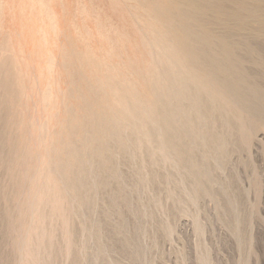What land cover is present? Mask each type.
<instances>
[{"label": "rangeland", "instance_id": "1", "mask_svg": "<svg viewBox=\"0 0 264 264\" xmlns=\"http://www.w3.org/2000/svg\"><path fill=\"white\" fill-rule=\"evenodd\" d=\"M263 52L264 0H0V264H264Z\"/></svg>", "mask_w": 264, "mask_h": 264}, {"label": "bare ground", "instance_id": "2", "mask_svg": "<svg viewBox=\"0 0 264 264\" xmlns=\"http://www.w3.org/2000/svg\"><path fill=\"white\" fill-rule=\"evenodd\" d=\"M240 37H241V36H240ZM230 39H231V38H230ZM202 43H203V42H202ZM241 44H242V43H241ZM234 45H235V44H234ZM242 45H243V44H242ZM252 50H253V49H252ZM255 51H256V50H255ZM261 53H262V52H261ZM207 54H208V53H207ZM263 54H264V52H263ZM230 58H231V57H230ZM258 58H259V57H258ZM211 59H212V58H211ZM251 59H252V58H251ZM263 59H264V58H263ZM251 61H252V60H251ZM257 61H261V60H260V59H257ZM253 62L256 63L255 61H253ZM257 63H258V62H257ZM259 64H261V63L259 62L258 65H259ZM250 66H251V65H250ZM261 66H262V64H261ZM261 66H260V67H261ZM245 67H246V66H245ZM238 68H239V67H238ZM240 69H241V68H240ZM175 70H176V69H175ZM236 72H237V71H236ZM238 72H239V71H238ZM233 73H234V72H233ZM233 75H234V74H233ZM262 77H263V76H262ZM262 77H261V78H262ZM234 78H235V76H234ZM258 78H259V77H258ZM237 79H238V78H235L234 80H237ZM263 79H264V78H263ZM238 80H239V79H238ZM238 80H237V81H238ZM230 82L232 83V82H234V81L232 80V81H230ZM236 83L239 84V82H235V84H236ZM238 84H237V87L240 85V84H239V85H238ZM187 87H188V88H187V90H186V93H185L184 96H183V100L188 101L187 104H189V105H186V103L183 102V103L180 105V107H181L182 109H184L185 112L189 111L188 113H189V116L191 115V116H190V119H191V120H192V119L195 120V118H197V119L199 120V121L197 120L198 123L200 122V120H202V122H203V121L205 120V118L208 117V113L211 115L212 113H210V112H211V110H214V109L216 110V112L218 111L217 113H219V112H221V113L224 112V108H223L220 104H217L216 108H215V105H214V106L212 105V108L214 107V109H212V108L209 109V107H211V106H210V103H209V107H208V104H207L208 101L206 102V99L208 98V96H204V94H200V93H198L197 90H196L192 85H188ZM234 87H236V86H234ZM234 87H233V89H234ZM238 88H239V87H238ZM231 89H232V87H231ZM236 90H237V88H236ZM235 93H236V92H235ZM233 94H234V93H233ZM238 96H239V95H238ZM240 96H241V95H240ZM238 98H239V97H238ZM207 100H208V99H207ZM199 102H200V103H199ZM204 102H205V104H204ZM209 102H210V101H209ZM199 104H200V105H199ZM187 106H188L189 108H188ZM238 106H239V105H238ZM180 107L175 108V109L173 108V110H172V114H173V115H176V114H177L176 112L181 113L182 111L180 110ZM186 110H187V111H186ZM209 111H210V112H209ZM212 112H213V111H212ZM217 113H216V114H213V116H215V115L217 116ZM221 113H219V114H221ZM224 113H225V114H224V117L226 118L225 120H227V117H228V116L226 117L225 115H227V114H226V112H224ZM247 114H248V113H247ZM210 115H209V116H210ZM205 116H206V117H205ZM213 116H212V117H213ZM219 116H220V115H218V117H219ZM221 116H222V115H221ZM191 117H192V118H191ZM194 117H195V118H194ZM212 117H210V118H212ZM203 119H204V120H203ZM207 119H208V120H211V119H209V117H208ZM214 119H215V117H214ZM222 119H223V116H222ZM228 119H229V118H228ZM193 120H192V121H189V124H190V126L192 127V129L195 130V129H197V125H198V124H196L197 122H196V123L193 122ZM227 121H229V120H227ZM211 122H212V121H211ZM214 122H215V121H214ZM214 122L212 123V125H214ZM200 123H201V122H200ZM200 123H199V124H200ZM204 123H205V122H204ZM229 123H230V121H229ZM195 124H196V125H195ZM205 124H206V123H205ZM209 124H210V122H209ZM230 125H231V124H230ZM160 130H161V129H160ZM160 130H159V129L156 130V132H154V134H155V135H156V134H159ZM161 131H162V130H161ZM191 131H192V130H191ZM195 131H198V130H195ZM208 131H209V129H208ZM210 131H211V128H210ZM173 132H174V131H173ZM173 132H171V130H170L169 132H166V133H167V134H166V138H167L166 140H167V142H169V144L171 143V144H170V145H171L170 148H173V147H174L173 151H177V150H175V146H177L178 143L175 144V140H176V141H179V138H180L181 136H179L180 134L177 136V135H176L175 133H173ZM200 132H201V131H200ZM202 132L205 134V131H202ZM193 133H194V135H195V132H193ZM198 133H199V131H198L196 134H198ZM172 134H174V135H172ZM199 134H200V133H199ZM199 134H198L197 136H199ZM204 134H203V135H204ZM200 135H201V134H200ZM203 135H202V136H203ZM206 135H209V134L206 133ZM197 136H195V137L197 138ZM202 136H201V137H202ZM213 136H214V135H213ZM155 137H156V136H155ZM178 137H179V138H178ZM205 137L208 138L209 136H205ZM205 137H204V138H205ZM210 137H211V136H210ZM210 137H209V138H210ZM215 137L217 138L218 135H217V136L215 135ZM215 137H213V138H215ZM193 138H194V136H193ZM216 138H215V140H216L215 142L217 143V142L220 141V139H216ZM220 138H221V137H220ZM172 139L174 140V141H173V143H174V144H173V147H172ZM221 139H224V138H221ZM226 139H227V138H226ZM201 140L204 141L203 138H201ZM207 140H208L207 143H210L209 140H211V138H210V139H207ZM217 140H219V141H217ZM221 141H224V140H221ZM221 141H220V142H221ZM233 141H234V140H233ZM182 142H183V141H182ZM213 142H214V139H213V141H211V143H212V145H215V144H213ZM215 142H214V143H215ZM203 143H206V142L204 141ZM218 144H219V143H218ZM220 144L222 145L223 143H220ZM220 144H219V145H220ZM233 144H234V143H232V145H233ZM206 145H208V144H206ZM210 145H211V144H209V146H210ZM212 145H211V146H212ZM235 145L237 146L236 143H235ZM209 146H208V148H209ZM217 146H218V145H217ZM217 146H216V147H217ZM190 147H192V146H190ZM206 147H207V146H206ZM230 147H231V146H230ZM234 147H235V146H234ZM157 148H158V147H157ZM177 148H178V147H177ZM188 148H189V147H188ZM212 148L215 149L214 147H211V148H209V150L212 149ZM159 149H160V148H159ZM189 149H191V148H189ZM189 149H188V151H192V150H189ZM204 149H205V147H204ZM205 150H206V149H205ZM156 151H157V150H156ZM156 151H155V152H156ZM211 151H212V150H211ZM211 151H207V150H206V152H211ZM214 151H215V150H214ZM217 151H218V150H216V152H217ZM177 152H178V151H177ZM177 152H176V153H177ZM176 153H175V155H176ZM188 153H190V152H188ZM222 153H223V152H221V154H222ZM157 154H158V152H157ZM190 154H191V153H190ZM190 154H189V155H190ZM194 154H195V153H194ZM153 155H154V154H153ZM159 155H160V154H159ZM184 155H185V154H184ZM225 155H226V154H225ZM225 155H224V153H223L222 156L220 155V159H221V160H220V162H221V163H220V166H221V164H222V162H223L221 157H223V156H225ZM182 156H183V155H182ZM226 156H227V155H226ZM114 157H115V156H114ZM174 157H176V156H174ZM183 157H184V156H183ZM183 157L178 156V160H177V161L175 160L174 162L181 163V161H183V160L185 161V159H183ZM193 157H194V156H193ZM185 158H186V157H185ZM189 158H190V156H189ZM225 158H228V157H225ZM118 159H119V157H118ZM194 159L196 160V158H194ZM173 160H174V159H173ZM173 160H172V161H173ZM190 160H191V159H190ZM190 160H188V161H190ZM218 160H219V158H218ZM223 160H224V158H223ZM186 161H187V160H186ZM192 161H193V160H192ZM215 161H217V159H215ZM226 161H227V159H225L223 163L225 164ZM174 162H172V163L174 164ZM89 164H90V163H89ZM162 164H163V163H162ZM192 164H193V163H192ZM196 165H197V163L195 164V166H196ZM198 165H199V164H198ZM91 166H92V165H91ZM118 166H119V165H118ZM174 166H176V165H174ZM191 166H192V165H191ZM191 166H190V167H191ZM195 166H194V168H195ZM97 167H98V166H97ZM119 167H120V166H119ZM178 167H179V166H178ZM186 167H187V166H186ZM186 167H184L183 169H185ZM198 168H199V167H198ZM220 168H221V167H220ZM176 169H177V168H176ZM179 169H180V168H179ZM179 169H178V170H179ZM196 169H197V167H196ZM196 169H195V171H196ZM92 170H93V169H92ZM187 170H189V169H187ZM191 170H192L191 173H192V172H195L194 169H192V167H191ZM197 170H199V169H197ZM196 172H197V171H196ZM196 172H195V173H196ZM199 172L201 173V169H200ZM199 172L196 173V174H199ZM195 173H192L191 176H193V174H195ZM201 174H202V173H201ZM186 175H188V174L186 173ZM188 176H189V175H188ZM194 176H195V178L197 179V176H196V175H194ZM194 176L192 177L193 180H194ZM200 177H201V176H200ZM138 178H140V176H139ZM196 179H195V180H196ZM198 179H199V178H198ZM199 181H200V179H199ZM199 181H197V182H199ZM200 183H201V182H200ZM203 184L205 185V183H203ZM203 184H202V185H203ZM94 187H95V186H94ZM127 188H128V187H127ZM127 188H126V189H127ZM97 190H98V189H97ZM96 194H98V193H96ZM194 202H195V201H194ZM220 204H221V203H220ZM76 205H77V204H76ZM96 207H97V206H96ZM95 210H96V209H95ZM81 211H82V210H81ZM82 212H83V211H82ZM94 212H95V211H94ZM82 217H83V216H82ZM94 220H95V219H94ZM93 228H94V227H93ZM198 229H199V228H198ZM85 230H86V229H85ZM86 231H87V230H86ZM87 233H88V231H87ZM101 233H102V232H101ZM101 233H100V234H101ZM100 239H101V238H100ZM204 262H205V260H204ZM207 264H208V263H207Z\"/></svg>", "mask_w": 264, "mask_h": 264}]
</instances>
